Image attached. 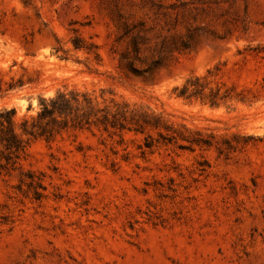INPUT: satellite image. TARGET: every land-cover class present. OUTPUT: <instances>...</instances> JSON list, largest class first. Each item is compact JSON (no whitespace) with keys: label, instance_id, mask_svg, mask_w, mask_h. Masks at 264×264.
I'll use <instances>...</instances> for the list:
<instances>
[{"label":"rangeland","instance_id":"obj_1","mask_svg":"<svg viewBox=\"0 0 264 264\" xmlns=\"http://www.w3.org/2000/svg\"><path fill=\"white\" fill-rule=\"evenodd\" d=\"M0 78L19 117L78 88L177 128L33 142L0 264H264V0H0Z\"/></svg>","mask_w":264,"mask_h":264},{"label":"trees","instance_id":"obj_2","mask_svg":"<svg viewBox=\"0 0 264 264\" xmlns=\"http://www.w3.org/2000/svg\"><path fill=\"white\" fill-rule=\"evenodd\" d=\"M201 77H194L200 81ZM192 78L187 79L178 96L185 98H209L210 105H215L214 97H207L204 88L194 87ZM0 78V91L3 90ZM96 95L78 88L58 89L54 95L40 97L35 114L17 116L15 107L2 108L0 111V169L9 171L18 165L19 160L27 154L28 148L37 140L52 141L64 132L77 129H90L92 125L109 126L124 130L141 128L142 130H175L177 128L165 123L163 118L153 112L131 107L125 101ZM1 172V171H0Z\"/></svg>","mask_w":264,"mask_h":264}]
</instances>
